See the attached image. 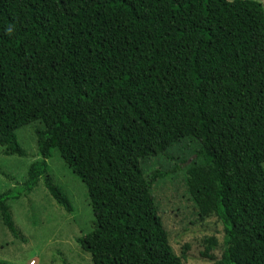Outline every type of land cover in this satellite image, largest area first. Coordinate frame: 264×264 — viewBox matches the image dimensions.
Listing matches in <instances>:
<instances>
[{
    "label": "trees",
    "instance_id": "16d2710c",
    "mask_svg": "<svg viewBox=\"0 0 264 264\" xmlns=\"http://www.w3.org/2000/svg\"><path fill=\"white\" fill-rule=\"evenodd\" d=\"M30 124L38 158L22 184L0 192L1 223L14 238L22 239L8 202L40 180L59 207L73 212L48 175L56 150L85 188L92 229L76 243L91 264H183L151 193L169 172L146 174L141 163L191 139L199 162L185 171L187 192L201 218L215 216L224 228L220 257L207 256L218 244L213 238L204 257L264 264V239L253 255L226 200L240 170L264 183L260 3L0 0L5 156H26L15 131Z\"/></svg>",
    "mask_w": 264,
    "mask_h": 264
},
{
    "label": "rangeland",
    "instance_id": "374dc122",
    "mask_svg": "<svg viewBox=\"0 0 264 264\" xmlns=\"http://www.w3.org/2000/svg\"><path fill=\"white\" fill-rule=\"evenodd\" d=\"M252 1L260 3L264 10V0ZM35 126L30 124L15 131L25 157L5 156L0 148V192L22 184L29 165L37 160ZM197 146L195 140L184 139L168 150L167 156L147 159L141 165L146 174L155 169L169 172L166 178L157 181L151 193L175 254L183 264H213L211 259L204 257V248L206 240L215 239L218 244L207 256L220 257L223 224L215 216L200 217L184 182L186 169L190 164L199 162L194 153ZM47 165L48 175L69 197L73 212L67 213L59 207L40 180L31 192L8 202L23 240L14 238L0 219V262L91 264L89 255L82 252L76 243L77 238L92 229L93 217L85 188L56 150L52 151ZM262 171L264 173V164ZM259 176L249 178L240 170L238 181L230 180L228 183L230 189L226 199L231 218L253 255L259 253L257 243L264 239V183Z\"/></svg>",
    "mask_w": 264,
    "mask_h": 264
},
{
    "label": "built area",
    "instance_id": "2783aa9c",
    "mask_svg": "<svg viewBox=\"0 0 264 264\" xmlns=\"http://www.w3.org/2000/svg\"><path fill=\"white\" fill-rule=\"evenodd\" d=\"M31 264H34V261H31Z\"/></svg>",
    "mask_w": 264,
    "mask_h": 264
}]
</instances>
